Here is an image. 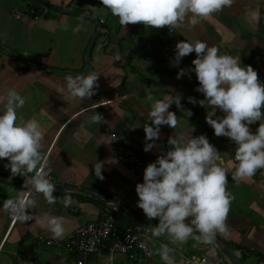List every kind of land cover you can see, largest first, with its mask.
I'll list each match as a JSON object with an SVG mask.
<instances>
[{
	"label": "crops",
	"instance_id": "crops-1",
	"mask_svg": "<svg viewBox=\"0 0 264 264\" xmlns=\"http://www.w3.org/2000/svg\"><path fill=\"white\" fill-rule=\"evenodd\" d=\"M39 1L52 7L92 13L103 25L89 59L90 72L98 75V87L90 98L73 97L67 90L66 77H75L73 73L84 70L85 52L97 31L95 22L81 15L45 9L28 0H0L1 46L29 64L51 70L30 68L0 50V108L6 105L9 90L14 89L25 97L26 103L17 109L18 122L38 121L43 133L40 152L52 171L51 183L109 198L134 220L156 227L158 223L150 221L137 206L135 186L143 182L145 167L171 147L170 136L180 133L187 139L191 134H206L220 152V163L229 169L226 190L234 197L225 222L228 234L217 232L215 238L230 248L239 264H264V169L245 179H232L238 166L235 143L214 134L205 119L206 107L189 102L190 96L204 99L196 91L199 81L195 72L177 79L181 68L194 67L196 53L183 57L178 65L175 63L178 42L204 41L210 47H217L220 54L239 55L242 65H251L263 80L264 0H232L230 5L201 18L195 25L191 24L189 13L179 26L163 28L146 27L142 22L124 26L102 0ZM28 9L34 10L35 17ZM16 11L23 14L21 20L13 16ZM78 25L79 31H74ZM61 87L63 92L59 91ZM148 95L155 99L181 95L183 108L191 109L193 115L186 117L172 104L169 110L177 115L176 128L161 125L156 146L144 151L148 142L144 125L150 123L148 113L152 105ZM95 113L103 114L105 120L92 122L90 117ZM217 115L223 113L217 110ZM258 126L259 122L250 127L255 131ZM119 147L140 156L141 165L131 169L115 158ZM1 160L8 163L6 158ZM97 161L103 162V179L95 175ZM23 171L21 175L25 177L35 174V171ZM0 175L3 178L0 182V264H23V261L25 264H66L72 257L64 247L69 236L101 214L113 212V206L102 197L97 200L77 190L54 191L55 203H49L43 193L31 190L36 204L28 213L33 219L13 220L3 207L4 202L25 197L26 193L29 196V190L22 187L24 181L20 176L1 167ZM67 198L70 202L66 204ZM44 214L62 218V237L54 238L50 230L36 222ZM119 224V233L135 226L126 219H121ZM147 237L152 251L150 259L130 262L119 258L114 264H166L161 256L162 244L171 246V264H181L182 255L200 260L213 252L211 244L205 242L179 243L149 232ZM39 239L57 244L39 245L36 243ZM103 256H90L87 263L101 264Z\"/></svg>",
	"mask_w": 264,
	"mask_h": 264
},
{
	"label": "clouds",
	"instance_id": "clouds-1",
	"mask_svg": "<svg viewBox=\"0 0 264 264\" xmlns=\"http://www.w3.org/2000/svg\"><path fill=\"white\" fill-rule=\"evenodd\" d=\"M102 3L124 26L142 22L146 27L163 28L179 26L189 13L192 14L190 22L195 25L201 18L230 5L232 0H102ZM79 29L78 25L74 31ZM175 48L177 65L183 57L196 53L192 61L194 67L181 68L177 79L195 72L199 81L196 91L202 93L204 99L190 96L189 102L206 107L205 119L214 134L228 137L235 143L238 166L232 179L254 176L257 170L264 169V82L259 80L258 72L251 65H242L239 55L220 54L217 47H210L204 41L182 40ZM66 79L67 90L73 97L90 98L98 87L95 72L79 73L75 77L68 75ZM59 91L63 92V87ZM147 99L152 105L148 113L150 123L144 125L145 140L148 141L144 151L156 146L161 125L176 128L177 115L169 110L172 104L186 117L193 115L191 109L183 108L181 95L163 99L148 95ZM25 103V97L13 89L7 93L6 105L0 108V159H7L6 167L14 176L24 174V169L35 171V175L24 181L30 186L29 196L9 198L3 204L13 220L20 221L33 219L28 213V209L36 204L31 198V190L43 193L49 203L56 202L55 185L48 179L40 152L43 133L39 123L35 119L18 122L17 109ZM217 110L223 115H217ZM90 119L96 123L105 120L101 113H95ZM257 122L259 126L252 131L250 126ZM168 144L171 147L147 164L143 182L135 186L139 198L137 206L147 218L158 220L153 235L166 233L179 243L195 231L201 234L205 243L213 240L217 232L227 235L225 222L234 197L226 190L229 169L220 163V152L206 134H191L186 139L176 133L168 138ZM102 169L103 162L97 161L94 172L100 179L104 178ZM69 202L70 198H67L65 203ZM114 212L118 213L113 209ZM119 218L123 217L120 215ZM188 218H191L190 222H186ZM36 222L50 230L54 238L64 234L61 217L44 214ZM170 251L167 245H162L161 256L166 264H171Z\"/></svg>",
	"mask_w": 264,
	"mask_h": 264
},
{
	"label": "built area",
	"instance_id": "built-area-1",
	"mask_svg": "<svg viewBox=\"0 0 264 264\" xmlns=\"http://www.w3.org/2000/svg\"><path fill=\"white\" fill-rule=\"evenodd\" d=\"M26 11H29V13L33 14L35 17L34 10L28 9ZM13 16L15 19L21 20L23 14L16 11L13 13ZM260 81L264 82V79ZM114 157L131 169L135 166H140L142 163L140 156H134L126 152V150L122 147L117 149ZM45 171L48 173V179L51 182L52 171L46 164ZM2 180L3 178L0 175V182ZM9 182L11 183L12 181L9 180ZM22 187L25 190H30V186L25 185L24 182ZM25 196H28V193H26ZM119 217L120 215L116 212L104 213L99 219L91 221L75 230L64 242V247L72 256L70 262L66 264H88L87 262L90 256H103V254L105 256H103L101 264H114L119 258L126 259L130 262H137L138 260L145 261L150 259L152 251L149 245V239L147 234H145L143 232L144 230L140 227L136 225L126 227L119 234H115L114 226ZM151 220L158 223V220L156 219ZM198 233V231H195L193 234ZM36 243L39 245L46 244L47 246L57 244L53 241H45L43 239H39ZM162 245H167V247L171 250V246L169 244ZM211 247L213 252L209 253V256L202 257L200 260L191 259L182 255L181 257H183V261L181 264H222V261L219 259V255L216 253L213 245H211ZM23 260L24 259L21 261ZM23 264H25V261H23Z\"/></svg>",
	"mask_w": 264,
	"mask_h": 264
},
{
	"label": "water",
	"instance_id": "water-1",
	"mask_svg": "<svg viewBox=\"0 0 264 264\" xmlns=\"http://www.w3.org/2000/svg\"><path fill=\"white\" fill-rule=\"evenodd\" d=\"M30 2H32L33 4H36L38 6H41L45 9H49V10H55V11H60V12H65V13H72V14H77V15H81L87 18H91L95 24L97 25V31L96 33L92 36L90 43L87 47V50L85 52V56H84V62H85V68L84 70L77 72V73H73L74 75H77L79 73H84L87 74L88 72H90L91 68L89 66V59H90V54L92 51V48L96 42V40L99 38V36L101 35V33L103 32V25L102 23L97 19V17L95 15H93L92 13H85V12H81L78 10H73V9H62V8H57V7H52L49 6L47 4H45L44 2H41L39 0H28ZM0 50L4 53H6L7 55H9L11 58H13L14 60L29 66L30 68L36 69V70H40V71H51L47 68H42L36 65H32L27 63L26 61H24L23 59H21L20 57H18L16 54L8 51L7 49L3 48L0 44ZM0 167L3 168L4 170L8 171L11 173L10 168L6 167V164L0 159ZM15 176H20L22 178L23 181L26 180L25 176H22L21 174H17ZM64 190H77V192L83 193L85 195L91 196L97 200H100L99 198L102 197L104 199V201H107V203H110L111 206H113L112 208L115 209L124 219L132 222L133 224H135L138 227H142L145 228L146 230H148V232L153 233V229L155 227L147 225V224H142L140 221L138 220H134L131 215L122 207L120 206L118 203H116L115 201L106 198L104 196H95L96 194L90 193L87 190L84 189H78V188H73L67 185H55V191H59V192H63ZM95 196V197H94ZM160 236L163 237H167V238H171L169 235L162 234ZM187 240H202L201 238V234H192ZM211 245H213L216 253L222 258V262L223 264H239L238 260L235 257V254L230 250V248L224 244L223 242H221L220 240H218L217 238L214 237L213 240H211L209 242Z\"/></svg>",
	"mask_w": 264,
	"mask_h": 264
},
{
	"label": "rangeland",
	"instance_id": "rangeland-1",
	"mask_svg": "<svg viewBox=\"0 0 264 264\" xmlns=\"http://www.w3.org/2000/svg\"><path fill=\"white\" fill-rule=\"evenodd\" d=\"M145 234H147V232H145V231H143ZM187 242H189V244H194V243H200V244H204V241H202V240H187ZM150 244V243H149ZM208 244H210L209 242H208ZM195 248V247H194ZM196 249V248H195ZM170 253H172V252H170ZM171 257L173 258V256L171 255ZM198 257H199V254H198ZM174 260H177V258H173Z\"/></svg>",
	"mask_w": 264,
	"mask_h": 264
},
{
	"label": "trees",
	"instance_id": "trees-1",
	"mask_svg": "<svg viewBox=\"0 0 264 264\" xmlns=\"http://www.w3.org/2000/svg\"><path fill=\"white\" fill-rule=\"evenodd\" d=\"M34 5V4H33ZM99 219V218H98ZM121 219H123L124 220V218H121ZM120 218L119 219H117V221H116V224H115V230H116V232H118V230L120 229V227H121V225L119 224L118 225V222L121 220ZM150 221H152L151 219H150Z\"/></svg>",
	"mask_w": 264,
	"mask_h": 264
}]
</instances>
